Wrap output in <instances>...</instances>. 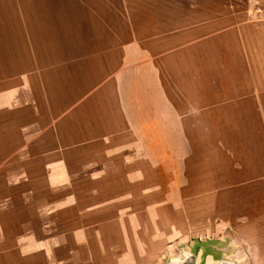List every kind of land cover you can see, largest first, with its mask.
<instances>
[{"label":"crops","instance_id":"obj_1","mask_svg":"<svg viewBox=\"0 0 264 264\" xmlns=\"http://www.w3.org/2000/svg\"><path fill=\"white\" fill-rule=\"evenodd\" d=\"M183 242L264 264V0H0V264Z\"/></svg>","mask_w":264,"mask_h":264},{"label":"rangeland","instance_id":"obj_2","mask_svg":"<svg viewBox=\"0 0 264 264\" xmlns=\"http://www.w3.org/2000/svg\"><path fill=\"white\" fill-rule=\"evenodd\" d=\"M247 4L251 6V8H252V10H253V13L255 14L256 17H258V15H259V6L261 5V0H247ZM192 239H193V238H192ZM195 239L197 240L198 238H195ZM187 244H188V242H187ZM187 244L184 243V242L181 243V244H178V245L176 246L175 251L172 253L171 256H169V257L167 258V260H168L169 258L173 257V256H177V255H179V252H180V249H181V248H184V247H187V248H188ZM165 264H166V263H165Z\"/></svg>","mask_w":264,"mask_h":264},{"label":"water","instance_id":"obj_3","mask_svg":"<svg viewBox=\"0 0 264 264\" xmlns=\"http://www.w3.org/2000/svg\"><path fill=\"white\" fill-rule=\"evenodd\" d=\"M193 258L192 253L185 252L183 257L173 256L166 261V264H189V261Z\"/></svg>","mask_w":264,"mask_h":264},{"label":"built area","instance_id":"obj_4","mask_svg":"<svg viewBox=\"0 0 264 264\" xmlns=\"http://www.w3.org/2000/svg\"><path fill=\"white\" fill-rule=\"evenodd\" d=\"M185 252H189L187 247L181 248L180 252H179V255H177V256L183 257Z\"/></svg>","mask_w":264,"mask_h":264}]
</instances>
